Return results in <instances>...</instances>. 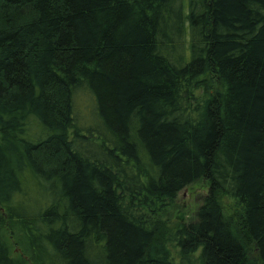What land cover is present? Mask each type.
<instances>
[{"label":"trees","instance_id":"1","mask_svg":"<svg viewBox=\"0 0 264 264\" xmlns=\"http://www.w3.org/2000/svg\"><path fill=\"white\" fill-rule=\"evenodd\" d=\"M5 223L31 264H264V0H0Z\"/></svg>","mask_w":264,"mask_h":264},{"label":"rangeland","instance_id":"2","mask_svg":"<svg viewBox=\"0 0 264 264\" xmlns=\"http://www.w3.org/2000/svg\"><path fill=\"white\" fill-rule=\"evenodd\" d=\"M75 113L80 121L86 126L90 125L92 121V111H93V100L92 98L80 91L75 93ZM207 193V183L205 180L201 179L197 182L187 186L183 190H181L175 199L173 208L171 210L172 219H170L168 225V230L171 233L174 231L177 223L180 222H189L192 220L196 214V211L201 204L202 198ZM223 205L225 206V210L227 213H231L234 211V206L232 202L223 199ZM5 226L1 227V232L5 239L7 240L8 247L10 249V253L12 256L16 258H21L25 264H31L29 262V256L27 251L23 250L22 245L16 242V238L20 239V234L18 230L14 229L13 231L7 230L8 223H5ZM171 233L169 235H171ZM170 246H172L170 244ZM173 254L175 255V249H171ZM197 255H193L195 259Z\"/></svg>","mask_w":264,"mask_h":264}]
</instances>
